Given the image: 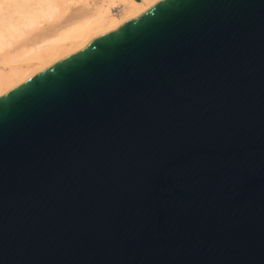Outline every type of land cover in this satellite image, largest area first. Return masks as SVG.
<instances>
[{"label":"water","instance_id":"1","mask_svg":"<svg viewBox=\"0 0 264 264\" xmlns=\"http://www.w3.org/2000/svg\"><path fill=\"white\" fill-rule=\"evenodd\" d=\"M0 264H264V0H163L3 95Z\"/></svg>","mask_w":264,"mask_h":264},{"label":"bare ground","instance_id":"2","mask_svg":"<svg viewBox=\"0 0 264 264\" xmlns=\"http://www.w3.org/2000/svg\"><path fill=\"white\" fill-rule=\"evenodd\" d=\"M3 1V0H2ZM163 0L0 3V98ZM120 8L119 13L113 7Z\"/></svg>","mask_w":264,"mask_h":264},{"label":"rangeland","instance_id":"3","mask_svg":"<svg viewBox=\"0 0 264 264\" xmlns=\"http://www.w3.org/2000/svg\"><path fill=\"white\" fill-rule=\"evenodd\" d=\"M7 1H9V0H0V3L1 4H3V3H5V2H7ZM4 5V4H3ZM119 11H120V8L118 7V6H115V7H113V12L114 13H119Z\"/></svg>","mask_w":264,"mask_h":264}]
</instances>
